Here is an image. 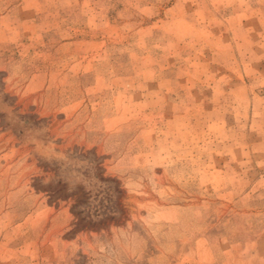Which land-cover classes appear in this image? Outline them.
I'll list each match as a JSON object with an SVG mask.
<instances>
[{
  "label": "rangeland",
  "instance_id": "374dc122",
  "mask_svg": "<svg viewBox=\"0 0 264 264\" xmlns=\"http://www.w3.org/2000/svg\"><path fill=\"white\" fill-rule=\"evenodd\" d=\"M0 264H264V0H0Z\"/></svg>",
  "mask_w": 264,
  "mask_h": 264
}]
</instances>
